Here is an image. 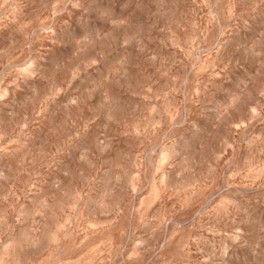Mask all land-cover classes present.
<instances>
[{
  "label": "clouds",
  "instance_id": "obj_1",
  "mask_svg": "<svg viewBox=\"0 0 264 264\" xmlns=\"http://www.w3.org/2000/svg\"><path fill=\"white\" fill-rule=\"evenodd\" d=\"M0 264H264V0H0Z\"/></svg>",
  "mask_w": 264,
  "mask_h": 264
}]
</instances>
